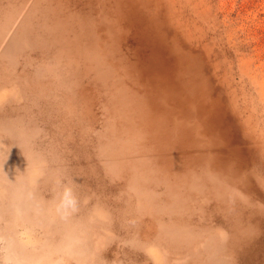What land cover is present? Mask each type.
Returning <instances> with one entry per match:
<instances>
[{"label": "rangeland", "instance_id": "rangeland-1", "mask_svg": "<svg viewBox=\"0 0 264 264\" xmlns=\"http://www.w3.org/2000/svg\"><path fill=\"white\" fill-rule=\"evenodd\" d=\"M0 264H264V0H0Z\"/></svg>", "mask_w": 264, "mask_h": 264}, {"label": "bare ground", "instance_id": "bare-ground-1", "mask_svg": "<svg viewBox=\"0 0 264 264\" xmlns=\"http://www.w3.org/2000/svg\"><path fill=\"white\" fill-rule=\"evenodd\" d=\"M81 50H83V49H80V47H77V51L79 52V54H81L82 53V55L84 54L83 52H81ZM63 178V177H62Z\"/></svg>", "mask_w": 264, "mask_h": 264}, {"label": "clouds", "instance_id": "clouds-1", "mask_svg": "<svg viewBox=\"0 0 264 264\" xmlns=\"http://www.w3.org/2000/svg\"><path fill=\"white\" fill-rule=\"evenodd\" d=\"M66 196H67V194H66ZM68 203H71V201L69 200V201H67Z\"/></svg>", "mask_w": 264, "mask_h": 264}]
</instances>
